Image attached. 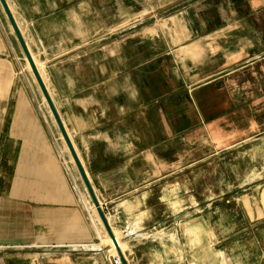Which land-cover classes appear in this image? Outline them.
Instances as JSON below:
<instances>
[{
    "label": "crops",
    "instance_id": "crops-1",
    "mask_svg": "<svg viewBox=\"0 0 264 264\" xmlns=\"http://www.w3.org/2000/svg\"><path fill=\"white\" fill-rule=\"evenodd\" d=\"M109 1L122 12L123 0ZM188 1L161 24L100 45L94 66L73 75L61 36L70 9L101 30L112 14L106 2L92 9V0H6L30 32V50L50 56V95L129 264H227L199 212L201 174L264 136V0ZM220 11L231 20L214 16ZM173 28L179 35L167 36ZM5 52L0 39V264H103L33 106L11 101ZM240 69L247 79L238 80ZM259 207L264 219L261 195Z\"/></svg>",
    "mask_w": 264,
    "mask_h": 264
},
{
    "label": "rangeland",
    "instance_id": "rangeland-1",
    "mask_svg": "<svg viewBox=\"0 0 264 264\" xmlns=\"http://www.w3.org/2000/svg\"><path fill=\"white\" fill-rule=\"evenodd\" d=\"M98 1L102 4L106 2V9L109 12L115 10L112 1L109 0H92V9L98 7ZM181 2L183 0H123L122 12L118 14L111 12L112 14L107 15L105 20L106 28L101 30L96 28L94 21L89 23L87 21H78L80 18L79 11L76 8L70 9V26L61 32L62 38L65 41H70V73L73 75L79 74L84 70V65L87 67L89 64L94 66V63L97 62L100 45L104 47L114 41H120V38L126 32L127 35L132 34L138 30L136 28L161 24L166 20V16L169 15L167 13L170 12V8L180 9L183 6ZM129 3L132 5H129ZM176 12L173 16L178 17ZM214 16L224 20H231L230 17L232 15L230 12L220 11L215 13ZM115 18L120 24L115 22ZM129 30H131V33L128 32ZM22 32L28 45L30 43L34 44L28 29L22 28ZM165 32L167 36L171 37L179 35L178 30L175 28L165 29ZM0 34L4 49L9 52V54L5 52L7 56H4L7 57L13 75L11 101L15 102L21 97L33 106L34 115L42 124L43 132L48 138L51 148L57 153L68 184L83 209L88 225L92 229L94 234L92 246L95 250L102 251L101 261L103 264H112L111 254L107 252L108 248L104 246L105 243L103 245L97 234V229L101 230V226L87 208L89 199L86 195L85 187L75 166L69 161L70 155L64 156L62 153L63 145L65 144L54 124V120L42 102L37 84L31 76L21 49L1 7ZM100 39H103V41L99 42ZM30 51L42 72L50 94L53 95L50 83V56L48 52L45 55L39 49ZM91 53H93L92 57L89 55ZM88 55L89 57L87 58ZM82 59H85V62H81ZM243 72L240 69L235 74L238 76L239 81L243 79L244 75L246 79L249 77L248 73L244 74ZM86 76H89V72H87ZM256 77L259 79L258 76ZM12 114L13 111H11V116ZM261 137H263L261 140L233 150L227 157L221 155L218 158L219 163L215 162V164L211 165V168H205L204 173L201 174L199 193L203 197L204 204L199 212L208 217L207 222L215 231L220 242L218 254L227 264H264V219H260L262 215L259 212V196L261 195V198H264V186L260 189L255 188L264 185V136ZM77 152L83 163L80 150L78 149ZM242 196L247 197L243 198ZM262 203L264 205V202ZM248 215L250 217L249 223L247 220ZM230 233L233 234L232 237L227 236ZM246 233L250 235L247 236ZM227 237L229 239L225 241ZM125 251L126 248L123 252L126 257Z\"/></svg>",
    "mask_w": 264,
    "mask_h": 264
},
{
    "label": "water",
    "instance_id": "water-1",
    "mask_svg": "<svg viewBox=\"0 0 264 264\" xmlns=\"http://www.w3.org/2000/svg\"><path fill=\"white\" fill-rule=\"evenodd\" d=\"M0 7L10 25V27L12 28V31H13V35L21 49V52L23 54V56L25 57V60L30 68V71L34 77V80L36 81L37 83V86L48 106V109L52 115V118L58 128V131L60 133V135L62 136V139L69 151V154L73 160V163H74V166L78 172V175L85 187V190L87 191L89 197H90V200L96 210V213L98 215V218L107 234V236L109 237V239L111 240L115 250H116V253H117V256L119 257L120 261L122 264H128V261L124 255V253L121 251L118 243H117V240H116V237L112 231V228L110 226V223L108 221V218L106 216V213L104 212L101 204H100V201L96 195V192L92 186V183L90 181V178L88 176V174L86 173V170L84 168V165L72 143V140L70 139V136L61 120V117L54 105V102L52 100V97L40 75V72L38 70V67L36 66V63L34 62V59L32 57V54L30 52V49L28 48V45L26 44V41L23 37V34L21 32V29L14 17V15L12 14L9 6H8V3L6 2V0H0Z\"/></svg>",
    "mask_w": 264,
    "mask_h": 264
},
{
    "label": "bare ground",
    "instance_id": "bare-ground-1",
    "mask_svg": "<svg viewBox=\"0 0 264 264\" xmlns=\"http://www.w3.org/2000/svg\"><path fill=\"white\" fill-rule=\"evenodd\" d=\"M12 29V28H11ZM34 62H35V60H34ZM36 63V62H35ZM37 66V65H36ZM39 70V69H38ZM41 75V74H40ZM42 77V76H41ZM43 79V78H42ZM44 81V80H43ZM46 85V84H45ZM43 97V96H42ZM46 103V102H45ZM47 105V104H46ZM48 107V106H47ZM51 114V113H50ZM52 116V115H51ZM56 125V124H55ZM57 127V126H56ZM58 129V128H57ZM60 134V133H59ZM61 136V135H60ZM62 137V136H61ZM63 140V139H62ZM64 142V141H63ZM65 144V143H64ZM66 146V145H65ZM66 149H67V147H66ZM67 151H68V149H67ZM68 153H69V151H68ZM70 155V154H69ZM71 157V156H70ZM72 159V158H71ZM73 161V160H72ZM262 199V202H264V198H261ZM94 207V206H93ZM94 210H95V208H94ZM96 211V210H95ZM109 223H110V226H111V221H109ZM111 228H112V226H111ZM113 231V230H112ZM97 234H98V237L102 240L101 242L103 243V245H104V243H105V245L104 246H106V248H108V253L109 254H111V256H116L117 255V253H116V250H115V248H114V246H113V244H112V242H111V240L109 239V237L108 236H102V235H100L98 232H97ZM107 235V234H106ZM116 240H117V238H116ZM117 243H118V245H119V247H120V244H119V242H118V240H117ZM120 249H121V247H120ZM121 251H122V249H121ZM123 252V251H122Z\"/></svg>",
    "mask_w": 264,
    "mask_h": 264
},
{
    "label": "built area",
    "instance_id": "built-area-1",
    "mask_svg": "<svg viewBox=\"0 0 264 264\" xmlns=\"http://www.w3.org/2000/svg\"><path fill=\"white\" fill-rule=\"evenodd\" d=\"M111 263L112 264H122L119 257L116 255V256H111Z\"/></svg>",
    "mask_w": 264,
    "mask_h": 264
}]
</instances>
